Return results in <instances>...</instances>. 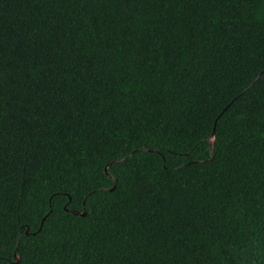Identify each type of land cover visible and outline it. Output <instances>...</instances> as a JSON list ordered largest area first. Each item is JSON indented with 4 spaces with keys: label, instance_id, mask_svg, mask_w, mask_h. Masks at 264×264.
<instances>
[{
    "label": "trees",
    "instance_id": "obj_1",
    "mask_svg": "<svg viewBox=\"0 0 264 264\" xmlns=\"http://www.w3.org/2000/svg\"><path fill=\"white\" fill-rule=\"evenodd\" d=\"M0 264H264V0H0Z\"/></svg>",
    "mask_w": 264,
    "mask_h": 264
},
{
    "label": "water",
    "instance_id": "obj_2",
    "mask_svg": "<svg viewBox=\"0 0 264 264\" xmlns=\"http://www.w3.org/2000/svg\"><path fill=\"white\" fill-rule=\"evenodd\" d=\"M212 149H213V147H212ZM119 161H122V160H112V161H110V163H114V162H119ZM108 168H109V164L106 166V168H105V171H106V173H108L111 177H113L110 173H109V170H108ZM114 178V177H113ZM116 185H117V179H115V185L112 187V188H110V189H107V190H110V191H112V190H114L115 189V187H116ZM73 212H75L76 213V211H73ZM87 214V211H86V206H85V211L82 213V215H86ZM30 233V231H29V229L27 230V234H29ZM18 258H19V256L18 255H16Z\"/></svg>",
    "mask_w": 264,
    "mask_h": 264
}]
</instances>
